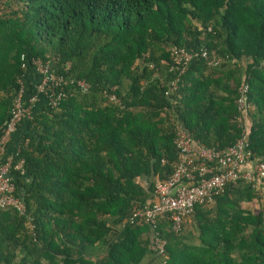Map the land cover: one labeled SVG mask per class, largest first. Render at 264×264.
I'll return each mask as SVG.
<instances>
[{
  "label": "trees",
  "instance_id": "trees-1",
  "mask_svg": "<svg viewBox=\"0 0 264 264\" xmlns=\"http://www.w3.org/2000/svg\"><path fill=\"white\" fill-rule=\"evenodd\" d=\"M2 5L0 127L18 80L25 102L34 91L32 60L74 84L59 87L57 106L41 105L11 137L18 149L10 174L24 210L0 208V264H264V189L243 179L195 206L192 230L174 233L161 221L165 257L150 249L148 223L127 220L171 175L176 124L193 146L236 142L243 84L249 149L264 162V0ZM175 48L205 49L219 62L196 57L181 72ZM21 161L23 173L15 169Z\"/></svg>",
  "mask_w": 264,
  "mask_h": 264
},
{
  "label": "built area",
  "instance_id": "built-area-1",
  "mask_svg": "<svg viewBox=\"0 0 264 264\" xmlns=\"http://www.w3.org/2000/svg\"><path fill=\"white\" fill-rule=\"evenodd\" d=\"M170 53L172 61L181 72L196 57L205 59L210 66L219 62L209 58L205 49L195 54L183 48H175ZM25 67L26 64H22V68ZM31 67L38 78L33 86L34 91L25 102L26 85L18 80L19 87L11 100L10 114L0 127V208L13 207L21 213L24 206L22 199L15 196V185L10 174L12 158L5 156L6 146L20 123L31 118L33 105L40 95L45 98L47 107H55L65 96L64 91L57 89L68 83L74 84L72 80L67 81L52 71L47 62L32 60ZM75 85L82 91L89 87L83 81H77ZM175 86V82L171 83V89ZM248 91L247 84L239 88V116L236 121L240 131L232 146L222 150L202 143L193 146L189 134L179 124L175 125L174 143L178 149V157L172 162L171 175L165 181L157 180L150 203L142 208H133L127 219L129 222H146L150 225L153 234L150 249L155 255L165 257L166 240L159 229L161 221H166L174 233H179L195 206L210 203L214 196L223 193L228 184L238 179L245 180L254 189H264V162L252 154L248 143L251 126L248 111L252 109L247 99ZM109 101L118 103L113 95L109 96ZM21 167L22 161L15 169L23 173Z\"/></svg>",
  "mask_w": 264,
  "mask_h": 264
},
{
  "label": "crops",
  "instance_id": "crops-1",
  "mask_svg": "<svg viewBox=\"0 0 264 264\" xmlns=\"http://www.w3.org/2000/svg\"><path fill=\"white\" fill-rule=\"evenodd\" d=\"M31 71L34 72L33 70H31ZM45 103H46L45 98L42 95H40L38 97V100L33 105V111L39 109V107L41 105H44ZM46 106H47V104H46ZM6 147H7L6 148V151H5V156L6 157H12V155L15 154L16 153V150L18 149V145L16 144L15 141L12 140V138L10 139V141L8 142V144H7Z\"/></svg>",
  "mask_w": 264,
  "mask_h": 264
},
{
  "label": "rangeland",
  "instance_id": "rangeland-1",
  "mask_svg": "<svg viewBox=\"0 0 264 264\" xmlns=\"http://www.w3.org/2000/svg\"><path fill=\"white\" fill-rule=\"evenodd\" d=\"M4 0H0V9H2L3 8V5H2V2H3ZM250 126V125H249ZM262 197H264V194L262 195ZM247 207H249V208H253V209H255V208H257L258 207V204H245ZM192 228H193V225H192V222L190 221V217H188L186 220H185V222H184V231H190V230H192Z\"/></svg>",
  "mask_w": 264,
  "mask_h": 264
}]
</instances>
